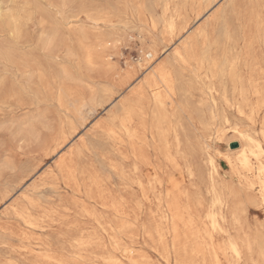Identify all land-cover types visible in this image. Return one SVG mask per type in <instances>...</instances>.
Segmentation results:
<instances>
[{"label":"bare ground","instance_id":"6f19581e","mask_svg":"<svg viewBox=\"0 0 264 264\" xmlns=\"http://www.w3.org/2000/svg\"><path fill=\"white\" fill-rule=\"evenodd\" d=\"M188 26L177 31L183 39L171 58L152 67L137 86H129L126 97L94 127L92 139L59 155L62 141L52 152L54 164L3 212L0 264H136L133 248L120 246L133 228L145 225L149 212H162L170 222L166 234L173 245L178 221L184 236L196 239L192 213L184 222L185 216L164 205V196L177 192L181 143L196 149L189 158H203L210 170L207 237L214 264H221L212 233L222 231L219 221L228 205L215 177L218 161H229V156L213 145L229 146L228 131L242 145L237 172H251L254 161L264 200V120L256 135L249 133L264 99V0H230L195 29ZM201 89L203 99L190 106L189 99ZM164 164L171 168L168 178L162 176ZM114 177L118 183L113 187ZM154 233L164 240L158 229ZM225 246L234 260L242 259L238 242L230 238Z\"/></svg>","mask_w":264,"mask_h":264},{"label":"rangeland","instance_id":"374dc122","mask_svg":"<svg viewBox=\"0 0 264 264\" xmlns=\"http://www.w3.org/2000/svg\"><path fill=\"white\" fill-rule=\"evenodd\" d=\"M229 1L0 0V218L23 189L54 164L57 156L52 152L62 141L59 155L92 139L94 127L107 119L129 90L152 67L171 58L182 42L177 31L183 25L195 29ZM149 53L153 57L148 58ZM203 91L195 92L190 106L203 99ZM263 120L264 99L249 133L256 135ZM226 140L229 146L213 145L228 154L229 161L222 157L218 161L215 184L228 208L219 221L222 231L212 233V243L221 264H264V200L254 174L256 164L252 160L254 169L239 174L237 156L242 145L230 131ZM181 144L177 192L164 196V205L185 216L184 222L192 213L197 240L184 236V225L178 221L173 245L166 234L170 222L162 212H149L145 225L133 228L120 246L133 248L136 264H214L205 219L212 203L210 170L203 158H189L191 152L198 153L196 149ZM162 167V176L168 178L171 168ZM117 183L114 177L113 187ZM156 229L164 234L162 242ZM230 238L240 245L239 261L226 250ZM116 257L120 258L119 251Z\"/></svg>","mask_w":264,"mask_h":264}]
</instances>
